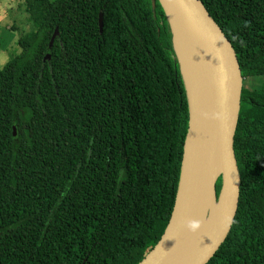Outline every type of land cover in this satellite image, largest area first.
Listing matches in <instances>:
<instances>
[{
	"label": "trees",
	"instance_id": "obj_1",
	"mask_svg": "<svg viewBox=\"0 0 264 264\" xmlns=\"http://www.w3.org/2000/svg\"><path fill=\"white\" fill-rule=\"evenodd\" d=\"M201 1L244 79L263 78L243 87L239 208L207 264H264V0ZM24 5L33 30L0 69V264H138L169 222L189 122L166 12L159 0Z\"/></svg>",
	"mask_w": 264,
	"mask_h": 264
},
{
	"label": "water",
	"instance_id": "obj_2",
	"mask_svg": "<svg viewBox=\"0 0 264 264\" xmlns=\"http://www.w3.org/2000/svg\"><path fill=\"white\" fill-rule=\"evenodd\" d=\"M173 32L189 102V122L174 207L163 235L138 264H207L229 236L239 208L241 175L234 150L239 122L243 80L238 55L222 28L201 0H159ZM103 31V15L99 19ZM58 29L53 35V46ZM187 38L214 74L218 88L221 124L211 135L198 134L199 110L191 97L184 64L176 47L177 38ZM50 58V55H47ZM201 83V82H200ZM199 84V81H198ZM16 135V128H14ZM218 169L214 183L216 215L209 231L188 258L181 253L182 241L206 185ZM222 177L217 195L216 185ZM208 214L210 217L211 211Z\"/></svg>",
	"mask_w": 264,
	"mask_h": 264
},
{
	"label": "bare ground",
	"instance_id": "obj_3",
	"mask_svg": "<svg viewBox=\"0 0 264 264\" xmlns=\"http://www.w3.org/2000/svg\"><path fill=\"white\" fill-rule=\"evenodd\" d=\"M176 47L184 64L192 100L199 107L198 134L203 138L215 132L221 124L219 88L209 66L186 37L182 35V38H177ZM221 171L222 169H218L214 173L194 210L182 241L183 257L191 256L214 221L216 208L213 187ZM209 211H211L210 217H208Z\"/></svg>",
	"mask_w": 264,
	"mask_h": 264
},
{
	"label": "rangeland",
	"instance_id": "obj_4",
	"mask_svg": "<svg viewBox=\"0 0 264 264\" xmlns=\"http://www.w3.org/2000/svg\"><path fill=\"white\" fill-rule=\"evenodd\" d=\"M32 30L24 0H0V69L20 52V38ZM262 80V77L246 78L243 87L257 88Z\"/></svg>",
	"mask_w": 264,
	"mask_h": 264
}]
</instances>
